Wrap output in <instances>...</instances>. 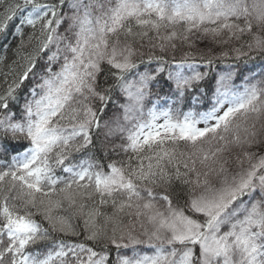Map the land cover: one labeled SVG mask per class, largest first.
<instances>
[{
    "label": "snow or ice",
    "instance_id": "1",
    "mask_svg": "<svg viewBox=\"0 0 264 264\" xmlns=\"http://www.w3.org/2000/svg\"><path fill=\"white\" fill-rule=\"evenodd\" d=\"M0 264H264V0H0Z\"/></svg>",
    "mask_w": 264,
    "mask_h": 264
},
{
    "label": "trees",
    "instance_id": "2",
    "mask_svg": "<svg viewBox=\"0 0 264 264\" xmlns=\"http://www.w3.org/2000/svg\"><path fill=\"white\" fill-rule=\"evenodd\" d=\"M14 46V45H13ZM176 57L179 58L181 56V52L177 51L176 52ZM102 211H108V212H111V208H106V209H102ZM127 220H125L126 222Z\"/></svg>",
    "mask_w": 264,
    "mask_h": 264
},
{
    "label": "rangeland",
    "instance_id": "3",
    "mask_svg": "<svg viewBox=\"0 0 264 264\" xmlns=\"http://www.w3.org/2000/svg\"><path fill=\"white\" fill-rule=\"evenodd\" d=\"M180 58V57H179ZM179 58H177V59H179ZM227 63H232V61H228ZM222 67H226V65H221ZM127 222V221H126Z\"/></svg>",
    "mask_w": 264,
    "mask_h": 264
}]
</instances>
